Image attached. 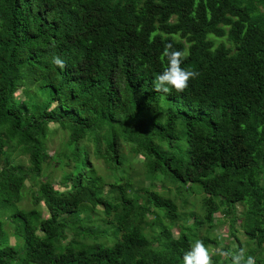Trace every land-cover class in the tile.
<instances>
[{"label": "trees", "instance_id": "1", "mask_svg": "<svg viewBox=\"0 0 264 264\" xmlns=\"http://www.w3.org/2000/svg\"><path fill=\"white\" fill-rule=\"evenodd\" d=\"M263 9L264 0H0V264H182L195 234L180 227L173 237L160 226L149 239L133 225L145 204L174 216L171 200L145 190L133 206L122 176H112L115 198L92 191L83 141L111 175L126 143L150 161L149 177L197 186L204 221L214 203L231 215L233 241L241 205L239 227L264 251ZM167 43L185 52L182 68L200 73L180 93L153 89ZM49 125L66 134L54 156L45 148ZM25 180L35 187L28 210L17 207ZM98 207L113 213L109 244L56 243L52 224L59 220L65 239L64 230L83 238L79 218L90 222ZM219 251L212 264H230Z\"/></svg>", "mask_w": 264, "mask_h": 264}, {"label": "rangeland", "instance_id": "2", "mask_svg": "<svg viewBox=\"0 0 264 264\" xmlns=\"http://www.w3.org/2000/svg\"><path fill=\"white\" fill-rule=\"evenodd\" d=\"M260 7L261 6H258V10H260ZM262 11L264 12V9ZM208 38H210V36ZM224 43L228 46L227 42ZM16 96L21 97L22 100L24 99L19 91L16 92ZM43 105L44 100L40 97L38 107L42 108ZM49 128L45 140V148L47 155L54 156L63 149V145L66 142V134L64 131L54 128L51 125H49ZM175 132L177 134L176 144L184 146L185 136L179 121L176 125ZM82 144L87 146L89 152L88 160L96 172V176L90 182L92 191L105 194L111 199L115 198L116 194L112 188L118 184L114 182L112 176L114 178L122 176V180L119 183L125 185L126 194L133 199V206L141 205L145 202V190H151L161 197L171 200L175 207L176 214L174 216L145 204L148 211L133 218V225L139 227L149 239L154 237V234L158 232V227L160 226L168 227L173 237H176L180 227H184L195 234V238L193 239L194 242L197 239L203 242L207 241L204 242V244L208 247L211 256L217 253L222 247H226L228 251H231L234 246H238L246 248L248 255L256 257V264H264V251L256 249L253 241L250 240L239 227V214L243 210L241 205H235L237 221L236 224H234V235L237 240L233 241V239H230L228 236V219L231 215L227 218L223 216L220 212V208L214 205V203L208 217L210 221L209 224L204 221V195L197 186L190 184H174L168 180V178L162 179L159 174L155 175L156 178H151V175L149 177L146 166H148L150 161L141 154H133L130 150V145L126 143L121 144L119 150L121 162L120 170L112 172L111 175V171L107 168L102 159L93 155L92 144L85 141H83ZM156 144L162 149H165V143L156 142ZM18 161L24 166L28 165L26 157L24 156L18 157ZM76 163L78 165L84 164L83 158L79 157ZM42 172L49 175L52 179L59 178L57 168L54 170L49 167H44ZM52 186L57 188L55 182L52 183ZM34 189L35 187L31 185V181L25 180L24 190L26 194L22 197L20 204L17 205L18 208L22 210L31 208L28 192ZM90 216V222H87L84 216H80V223L77 224V226L82 227L80 233L83 235V238L82 236H75L73 231L64 230L65 236H67L65 239L64 235L61 234V232L63 233L62 225L59 220H57L56 223L51 225L56 243L62 245L69 240H82L87 243L106 241L105 243L109 244L106 239L112 237L113 234V213L105 215L102 208L98 207ZM12 226V224L6 226L9 235L12 232ZM9 242L13 243L12 237L9 238Z\"/></svg>", "mask_w": 264, "mask_h": 264}, {"label": "clouds", "instance_id": "3", "mask_svg": "<svg viewBox=\"0 0 264 264\" xmlns=\"http://www.w3.org/2000/svg\"><path fill=\"white\" fill-rule=\"evenodd\" d=\"M185 55V52L175 49L171 43L165 44L162 52L165 67L153 81L154 91L164 94H170L173 90L177 93L183 92L189 81L200 75L197 71L181 67ZM51 62L59 69L66 67L65 60L60 56H53ZM261 128H264V125H261ZM218 254L227 258L230 264H256V257L248 255L247 249L243 247L234 246L233 250H220ZM182 264H212L209 249L202 240H195L183 253Z\"/></svg>", "mask_w": 264, "mask_h": 264}, {"label": "built area", "instance_id": "4", "mask_svg": "<svg viewBox=\"0 0 264 264\" xmlns=\"http://www.w3.org/2000/svg\"><path fill=\"white\" fill-rule=\"evenodd\" d=\"M264 244V243H263Z\"/></svg>", "mask_w": 264, "mask_h": 264}]
</instances>
